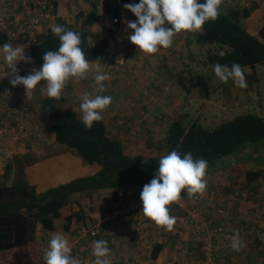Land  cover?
<instances>
[{"label":"trees","instance_id":"trees-1","mask_svg":"<svg viewBox=\"0 0 264 264\" xmlns=\"http://www.w3.org/2000/svg\"><path fill=\"white\" fill-rule=\"evenodd\" d=\"M17 1L19 2L16 8L17 13L24 10V8L32 9L33 12L36 11L38 0ZM42 1H44L43 11L50 15L49 25H62L80 34L81 47L89 62L101 61V56L110 49V40L119 33L122 23H124L123 9L125 8L123 5L125 3H139V0H101L102 12L107 17L108 23L105 33L98 43L95 40L91 41V28L100 19V13L95 2L92 3V10H80L75 16V23L71 25L59 15L62 0ZM200 2L202 3L203 0H200ZM232 3V0H225L222 5V13L215 22H206L202 29L195 34L186 33V45L190 47L194 42L201 47H208L207 60L203 63L211 66V69L216 63L231 66L233 62H237L243 69L255 67L259 64L264 65V26L258 36L249 33L243 25L233 21L230 13L228 14L227 5L231 6ZM6 7L7 2L4 4V8ZM26 13L28 14V12ZM37 14L39 16L32 18L31 22L33 32L31 30L23 32L19 30L22 24L21 18L11 22L9 26L0 25V46L4 43H11L15 47L20 41L24 43L31 41V62L20 66L24 70H19L21 76L27 75L25 71L27 66L42 65V56L45 51H55L59 47V39L53 35L51 28L49 27L46 30L40 28V26L44 27L45 17H41L42 13ZM129 15L127 13L126 17H129ZM34 25L40 30H33ZM24 37L25 39H23ZM174 41H178V39L175 37ZM119 51L122 53L123 49ZM124 52L128 53L126 50ZM221 52L224 53L223 56L220 55ZM3 66L6 69V65ZM6 71H9V69H6ZM108 72L113 76L117 74L110 69H108ZM0 86L3 87V84L0 83ZM13 88L14 94H8L10 99L2 98L0 102L5 107L3 111L7 110L9 113L12 109L9 108L8 104L12 96L15 95L14 99L20 98L18 93L24 89L23 86ZM63 103V98L60 100L43 98L40 102V108L46 117L44 116L42 121L39 119L37 123H43L45 129L55 134L57 143L74 151L85 164H99L101 170L94 175L77 178L39 193L37 186L30 184L25 177L14 176L12 166L7 164L4 173L0 175L1 252L26 249L39 239L38 234L40 235V232L44 233L46 231L48 235L51 232H64L71 236H78V234L88 230L83 236L81 245L72 249V255L81 264H92L95 257L91 254V249L86 250L84 246L90 245L94 240L105 239L108 241L109 248L112 249L113 246H116L115 240L121 233L120 231H127V233L131 231L130 219L139 221V216L143 213L139 209L127 214L126 219L123 217L122 220H120L121 218L118 219L111 233L109 231L111 224L107 221L100 225V220L84 209L81 208L79 211L73 209L74 205H80L82 199L91 197L90 201H93V193L102 190H115L113 200L118 202L122 195L119 189L134 188L140 189L139 192L142 191L143 186L153 179L160 157L172 150H178L181 154L190 152L194 158L207 160L208 174L213 169L221 170L231 166L230 161L237 160L236 157L244 153L249 147L264 143V118L254 113H238L225 119L216 128L204 126L200 117L192 121L190 119L187 122L172 119L171 124L166 129L163 143L157 142L155 136L148 132L149 135L144 136L145 138L139 139L128 146L127 143L111 136L107 119L103 118L99 122H94L93 127L89 130L84 126L77 111L72 108H66L65 110L61 108ZM16 106L13 115L19 121L18 125L14 127L13 123L0 120V131L5 134L14 127L10 133L13 135L18 133V140L22 141L24 135L29 133L28 127L30 121L33 120L31 114L34 112V107L28 100H23V98L17 102ZM127 124L130 125L128 121ZM132 128L134 127L132 126ZM128 130L130 131L131 128ZM231 157L232 159L229 162L224 161V159ZM221 163L223 167L220 168L218 165ZM246 175L250 185L262 174L252 172L246 173ZM187 196L186 191L182 192L181 200H185ZM213 207L214 212H217L220 208L227 209L216 207V205ZM181 210V206L177 203L170 206V214L173 216L180 215V212L183 215ZM214 222H218L217 225H220L222 220L215 218ZM40 225L44 229L43 231H38ZM92 228L99 229L96 237L91 235ZM230 232L233 234L232 230ZM163 244L159 242L151 249V261L159 258L164 249ZM230 248L229 242V252ZM228 258L231 260V255ZM112 259V264H118L119 261ZM37 264H45L43 256Z\"/></svg>","mask_w":264,"mask_h":264},{"label":"crops","instance_id":"crops-1","mask_svg":"<svg viewBox=\"0 0 264 264\" xmlns=\"http://www.w3.org/2000/svg\"><path fill=\"white\" fill-rule=\"evenodd\" d=\"M232 1L234 2L231 6L227 5V12L228 14L230 13L233 21L239 25H243L252 35L258 36L261 28L264 26L263 0ZM8 2L11 3L9 0L7 3ZM4 3L5 0H0V11L8 9V6L3 9L2 6H4ZM11 4L9 8L10 10L12 6ZM75 7H78L76 2L72 4L68 3L66 5L69 14ZM231 7L232 9L230 10ZM35 10L37 11V9ZM24 11L28 12L31 21L32 18L39 16L37 13H33L32 9L28 10V8H25ZM44 13L45 14L41 17H45V23L44 27L41 28L46 30L50 27V15L47 12ZM126 13H130V11ZM69 14L68 16H65V13L63 14L62 12H59L60 16L73 25L75 19L73 21L70 20ZM121 48L128 51V60L126 64L129 61V56L133 55L139 62V69L143 66V60L138 58H140L139 55H143L144 53L139 52L135 45L132 44V46L127 45L124 47L121 44L119 49L121 50ZM169 51L170 48L161 49L158 52V55L157 53L153 54L156 67H158L156 60H160L163 57L168 59L170 54ZM99 62L101 72L108 73L111 77L110 80L105 82L106 88H111L114 92V95H109L112 97V104L102 112V117L105 119L110 118V121H108L110 134L113 138L121 141L129 131L128 129L133 126V123L130 120H127L130 125L127 124V121L123 119V114L130 113L134 115L136 113L135 111H138L137 107H139V105H145V107L148 106L150 100L155 99L154 95H159L157 90L161 89V87L159 85L146 86L145 83L142 84L146 75H134L136 76L135 82L129 89L133 90L136 97H133V92L130 97L128 95V89H123L116 84L118 81H123L124 78H126L127 73H124V71H126V64L113 76L108 72L107 64L104 61ZM93 63H95V65L92 67L90 66L87 75L92 81H94L97 62ZM41 66L33 67L39 70ZM134 72L135 70L129 72V74H133ZM160 75L161 73L157 71L155 76H148L147 79L151 81L153 76L154 78H157ZM160 77V80H163L162 76ZM137 82H140L141 87H139ZM44 84L45 82L41 81L37 86V89L33 90L28 96L26 95L25 89L20 90L18 93L20 98L14 99L15 95H13L8 104L9 108L12 109L10 110V113L7 110L3 111L5 107L0 103V114H2L0 115V120L6 121L7 123H13L12 125L14 127L19 123L16 116L14 117L13 115L17 108V102L23 98V100H28V102L34 107V112L31 114L33 120L30 121L31 123L28 127L29 133L24 135V140H18V133L15 135L10 133L14 127L9 129L8 132H5V134L3 131H0V175L4 173L5 166L9 164L13 168L14 176L20 175L25 177L30 184L37 186L39 193L45 192L51 187L68 183L77 178L94 175L101 170L99 164H85L82 158L74 151L57 143L53 132L45 129L46 127L42 124L37 123L39 119L42 121L45 116L41 111L40 102L43 98L47 97V95L39 89ZM64 91L65 94L62 97L64 103L61 108L63 110L66 108H72L74 111H77L81 117V101L79 98L81 94L85 92L89 93V85L82 86L80 80L73 78L70 79L68 87ZM104 93V95H107L106 91ZM150 97L151 99L148 100ZM129 99H131L133 103L131 102V108L128 109L127 103ZM158 99L159 98H156L155 100ZM121 104L122 107L118 110L117 108ZM135 107L136 110H134ZM6 111L8 114H6ZM258 153H264V143L249 147L243 153L241 162L239 158L241 155L236 157L239 162H237L238 160L230 161V163H233V167L229 170L222 169L216 171L212 176L209 174L208 176L213 180L212 186H216L217 188L212 191H217V193L209 194L208 192L211 189L206 188L208 195L205 198L203 197V201L200 203L201 206L210 208L213 211V206L215 205L216 207H225L233 211V218L221 220L222 222L227 223L228 229L232 230L233 233L239 231L240 238L244 242V247L239 252H235L230 248L229 256L231 255V264H264V158L256 157ZM244 155H246V157ZM252 172H259L262 175L249 185L246 173ZM189 203H191V200H182V202H178L181 207H188ZM102 208L104 210H108V208L109 210L112 209L109 206L108 208L102 206ZM177 216L178 215H176V217ZM124 219H126V216ZM133 222L135 221L130 219V229L132 226L134 227V230H132L133 233L129 234L127 231H120L121 233H119L115 240L116 246H113V250L110 249L111 258H115V260L119 261L118 264L197 263L195 260L197 254L195 255V252L198 253L197 249L199 248L198 246H200V242L195 246V249L189 247L192 246L190 242L192 236L191 230L187 229V227H183L184 232L179 228H175L172 231H167V233L165 229L163 231L157 230L158 232L152 231V233H150V231L153 230L152 226L154 225H150L151 228L149 229L148 226H144L143 221L139 220L137 224L136 222ZM217 223L218 222H216V224ZM39 229L42 230L41 225L39 226ZM57 233L65 236L71 249H75L81 245L83 237L80 239L79 235L71 236L64 232ZM57 233L51 232L49 234L52 236ZM197 235L198 234H196L195 237ZM75 242L77 243L75 244ZM159 242L164 243V249L157 260L151 261V249H153ZM176 247L178 248V251ZM14 264H16V262Z\"/></svg>","mask_w":264,"mask_h":264},{"label":"clouds","instance_id":"clouds-1","mask_svg":"<svg viewBox=\"0 0 264 264\" xmlns=\"http://www.w3.org/2000/svg\"><path fill=\"white\" fill-rule=\"evenodd\" d=\"M224 3L225 0H203L202 3L200 0H139L137 4L125 3L123 7L133 13L136 20H125L116 36L129 32L130 29L127 38L139 52L156 54L161 49L172 47L178 34H195L206 22H215L222 13ZM165 24L171 27H165ZM50 28L53 35L59 39L58 50L45 51L41 68H33L27 75L21 76L19 70L24 71L23 67H17L20 61L31 62L23 47H14L11 43L0 46L6 69H9L6 71L5 66L0 65L4 70L0 77V83L3 84V87L0 86V102L2 98L10 99L8 94H14L13 87L17 86H23L26 95H30L41 81L45 84L39 88L40 91L50 99L60 100L70 79L87 78L90 62L81 47L80 34L57 24L50 25ZM120 40L119 37L115 46L118 52ZM220 55L223 56L224 53L221 52ZM96 61L94 81L98 94L93 97L85 92L80 96L82 122L89 130L94 122L103 119L102 112L112 104L111 96L102 95L106 91L105 82L111 77L108 73L101 72L100 62ZM101 61L110 69L108 61ZM213 70L215 76L223 83L231 80L241 89L248 87L245 70L237 62H233L231 66L216 63ZM207 169L208 161L194 158L190 152L181 154L178 150H172L161 156L153 179L143 186L140 193L143 215L166 231H172L178 218L170 214V206L178 204L184 191L190 198L203 195L207 188ZM228 239L233 251L239 252L244 247L239 231L234 232ZM92 255L95 257L92 264H112L111 250L105 239L93 241ZM43 259L45 264H81L72 255L68 240L59 233L51 237L48 246L43 250Z\"/></svg>","mask_w":264,"mask_h":264},{"label":"rangeland","instance_id":"rangeland-1","mask_svg":"<svg viewBox=\"0 0 264 264\" xmlns=\"http://www.w3.org/2000/svg\"><path fill=\"white\" fill-rule=\"evenodd\" d=\"M8 0H5V3ZM11 3H7L8 9H4V6L2 11H0V25L2 26H9L11 22H15L17 19H22V24L19 27V30L21 32L23 31H30L31 26V18L29 17V14H27V11L22 10L21 12L17 13L16 11L17 6L19 5L18 1H12L9 0ZM21 1V0H19ZM61 1V0H60ZM63 2L60 4V12L63 14L65 13V16H68L69 12L66 8V5L68 3H77L78 7H75L71 13L69 14L70 20L75 19V15L79 10H87L90 11L93 9V2L97 4V8L100 13V19L99 21L94 25V27L91 28L92 31V37L91 41L95 40L96 42H100L101 37L105 33V28L107 26V17L102 12V5L101 0H62ZM43 2L42 0H38L37 2V11L33 13H42L43 8ZM234 2V1H233ZM4 3V4H5ZM11 6V10L10 8ZM25 9V8H24ZM28 10H30L28 8ZM123 11V17H125V20L129 21H135L136 17L133 15V13H129V17H126L127 13L129 12L127 9H124ZM30 13V14H33ZM132 14V15H131ZM26 18V19H24ZM30 21V23H29ZM20 22V21H19ZM125 26V25H124ZM165 27H171V25L165 24ZM33 30H40L37 26L34 25ZM31 32H33L31 30ZM130 33H122L119 35L121 38L120 45L122 44L124 47L127 45L132 46V43L128 40V35ZM33 37V36H31ZM25 39V37L23 38ZM176 39L178 41H174L173 46L170 47V54L168 59H165V57L161 58L160 60H156L158 63V67L154 64V55H148L143 54L139 55L140 58L144 62L143 66L140 67L138 65L137 58L133 55L129 56V61L126 64L124 73L126 74V78H124L123 81H118L116 84L123 88L128 89L129 93L128 95L131 97L133 90L129 89L132 87V84L135 82V77L138 75H146L145 79L143 80L142 84L145 83L146 86H157L159 85L161 87V90H157V92L161 91L158 96H155L156 98H159L158 100H150V104L145 107V105H139L137 107L138 111H135L136 113L134 115L132 114H123V119L125 121L130 120L133 123V130L131 128L130 131L127 132L123 140L121 142L127 143L128 146H131L133 142L138 141L139 139L145 138L148 132L152 133L156 138V141L159 143H163L165 140V132L167 127L171 124L172 119L181 120L183 122H187L191 119H196L197 117L201 118V123H203L204 126H207L209 128H216L220 126L225 119L230 118V116L238 113H254L258 114L259 116L264 118V65L259 64L255 67H248L245 68V78L248 83V87L246 89H241L237 86H235L233 81H229L228 83H223L219 80L218 77L215 76L214 70L211 69V66H208L204 64L207 59V48L201 47L198 44H191L190 47H188L185 43L186 41V33H180L176 36ZM30 45L31 41L24 43L20 41L18 43V46L23 47L25 55L27 57H30ZM117 46V45H116ZM122 49V48H121ZM116 50V49H115ZM124 50V49H123ZM125 53V52H123ZM127 55V54H126ZM158 55V53H157ZM128 57V56H127ZM126 57V59H128ZM168 61V62H167ZM27 64L24 61H20L17 65L19 67L20 65ZM30 64V63H29ZM167 64V65H166ZM0 65H5L4 60V54L0 52ZM95 63L90 62V66H94ZM32 66V65H31ZM173 66V67H172ZM27 69L26 74H29L32 69V67H26ZM135 70L133 74H129V72ZM157 71L161 73L160 76H162L163 80H160V76L157 78H154ZM136 75V76H134ZM154 75L149 81L147 78L148 76ZM139 76V77H140ZM195 82V83H192ZM80 84L83 85H89V93L94 97L97 95L96 91V84L95 81H92V79H89L87 77L84 80H80ZM140 86V82H137ZM147 90V89H146ZM105 93H102L104 95ZM106 94L107 95H114V92L111 88H106ZM133 97H136V94L133 92ZM151 99L148 98V100ZM80 100V98H79ZM132 100L129 99L127 103L128 109L131 108ZM122 107V104L118 106V110ZM136 110V107L134 108ZM137 115V116H136ZM136 116V118H135ZM188 117V118H186ZM82 118V114L81 117ZM108 121H110V118H106ZM43 125V123H42ZM145 136V137H144ZM243 153L241 154L242 158ZM246 157V155H244ZM256 157L264 158V153H258ZM231 158H226L224 161L229 162ZM236 160V159H233ZM238 160V159H237ZM239 162V160L237 161ZM233 164V163H232ZM242 165V164H241ZM218 166L223 167L222 163ZM233 166L225 167V170H229ZM224 169V168H223ZM215 170V171H214ZM222 170V169H221ZM219 171V169H213L210 173L207 174V188L211 189L208 193L209 194H215L217 191H212L217 189L216 186H212L213 180L208 175L211 176L214 174V172ZM121 192V199L118 202H115L113 200V194L115 190H102L93 193V201L91 200V197H85V199L81 200L80 205H74L73 209L76 211H79L81 208L84 209L86 212H89L90 215H92L95 218H98V220L106 221V220H114L113 216L116 213H122L120 216V220H122L127 214L125 212H132L133 209H142V202L140 200V193L139 190H135L134 188H122L119 189ZM208 190V189H207ZM207 191L205 190V193L203 195H197L195 197H189L185 199V201L191 200V203H189L188 207H181L183 215L188 214L192 210V208H195L203 201V197L205 198L208 195ZM179 202H182L180 200ZM102 206H108L112 208L106 212ZM114 208H113V207ZM142 212V210H141ZM177 217L181 216V212L179 213ZM177 215V214H176ZM175 215V216H176ZM123 217V218H122ZM142 221V217L139 218ZM138 223V221L134 220ZM144 226H148L150 229V225L152 226L154 232H158L159 226H157L155 223L151 222L146 217L143 219ZM118 222V220L116 221ZM187 227V229L191 230V236L190 239L191 245L189 247H193L195 249V246H197L198 242H200V246L197 249V252H195L196 257V264H198L199 256L202 250V244L204 241V235H203V229H199L198 224H193V222L190 223H176L174 226L175 228H179L184 232V228ZM186 229V230H187ZM38 230V231H43ZM132 230H134V227H131V231L129 234H132ZM158 230V231H157ZM86 232H83L82 234H78L79 238L81 239ZM167 233V231H166ZM198 234L196 237L195 235ZM44 235L46 236L44 238ZM48 236V237H47ZM53 236V235H52ZM51 234L48 235L46 231L44 233L40 232V235L38 234L39 239L30 244L26 249H18L13 251H6L1 252L0 251V264H36L41 257L43 256V250L48 246V243L51 239ZM86 238V237H85ZM83 240V239H82ZM95 241V240H94ZM77 242H75L76 244ZM92 245L93 241L90 245L84 246V249L92 251ZM177 248V247H176ZM113 250V248L111 249ZM178 251V248H177ZM175 251V252H177ZM18 253V254H17ZM92 254V253H91ZM115 259V258H114ZM19 260V261H18ZM113 260V259H112Z\"/></svg>","mask_w":264,"mask_h":264},{"label":"built area","instance_id":"built-area-1","mask_svg":"<svg viewBox=\"0 0 264 264\" xmlns=\"http://www.w3.org/2000/svg\"><path fill=\"white\" fill-rule=\"evenodd\" d=\"M262 5L264 7V1L262 2ZM119 36H115L110 40V49L101 56V59L106 60L109 62V68L112 70L113 73H118L123 66L127 62V55L126 53H120L117 50H115V46L118 42ZM3 69L0 68V77L3 74ZM139 210L133 209V211ZM142 210V209H141ZM126 214H129L130 212H125ZM122 213H116L113 217L114 220H106L107 223H110L109 231L112 233L114 229V225L118 219H120V216ZM142 217V221L144 219L143 214L139 216V218ZM234 214L232 210L220 208L217 212H214L210 208H205L201 206L199 203L198 206L195 208H192L188 214L184 216L177 217V222L179 223H190L193 222V224H198L199 229H203V235H204V241L202 244V250L199 256L198 264H231V260L228 258L229 256V242L230 240L228 237L232 235L230 230L228 229L227 223L222 222L220 225H217L214 222L215 218L219 219H230L233 218ZM140 220V219H139ZM104 221L100 222V225H102ZM141 221V220H140ZM159 231H162L164 228L159 226ZM83 232H88V230H85ZM99 233V229H93L91 230V235L96 237ZM151 248V247H149Z\"/></svg>","mask_w":264,"mask_h":264}]
</instances>
